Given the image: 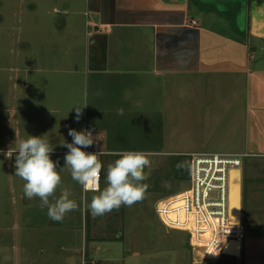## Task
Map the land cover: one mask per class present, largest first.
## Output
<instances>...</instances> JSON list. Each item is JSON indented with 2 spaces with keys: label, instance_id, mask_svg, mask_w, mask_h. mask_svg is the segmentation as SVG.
<instances>
[{
  "label": "crops",
  "instance_id": "1",
  "mask_svg": "<svg viewBox=\"0 0 264 264\" xmlns=\"http://www.w3.org/2000/svg\"><path fill=\"white\" fill-rule=\"evenodd\" d=\"M31 1L30 8H51ZM215 1L195 0V8L190 0L51 2L54 17L27 18V33L35 35L27 38V73L40 74L27 76V89L40 85L39 103L68 123L40 134L60 167L68 129L93 130L105 153L101 190L108 165L124 150L164 154L152 165L167 166L177 179L184 178L177 167L183 156L249 154L241 168L244 234L224 256L230 264H264V0ZM229 12L231 23L224 20ZM85 104L77 121L74 107ZM60 174L56 196L68 189L78 210L55 222L39 198H27V224L16 227V214L3 209L0 264H219L224 257H196L188 233L169 229L158 215L163 227H140L144 216L138 221L124 206L93 217L88 204L98 193L85 191L66 168ZM238 176L234 170L232 190ZM231 220L238 223L234 212ZM172 231L187 238L176 241Z\"/></svg>",
  "mask_w": 264,
  "mask_h": 264
},
{
  "label": "rangeland",
  "instance_id": "2",
  "mask_svg": "<svg viewBox=\"0 0 264 264\" xmlns=\"http://www.w3.org/2000/svg\"><path fill=\"white\" fill-rule=\"evenodd\" d=\"M43 1H49L45 5H50L51 8H30L31 0H3V2L0 0V150L3 151L0 153V212L7 209L6 211L10 214L15 213L16 227H24L27 224V198L23 192L25 182L15 175L12 164L15 156L12 154L10 158L7 153H14L19 141L26 139L28 135L40 136L60 122L68 125L66 121L58 120L57 117L54 118V113L50 114L45 101L44 105L39 103L40 85H36V87L29 85L27 89V76L30 80H34L38 79L40 75L39 73H27V38L30 39L35 36L27 33V18L31 16L43 18L46 16V11L51 13V17L56 15L53 11V3H51L56 0ZM194 1L190 0L193 8H195ZM208 1H211V4H218L215 0ZM228 4L229 7H227L232 9L233 4L230 2ZM234 15V12H229L224 20L226 21V18L229 17L227 22L231 23ZM65 108H71V106L65 105ZM63 114L65 115L64 112ZM40 117H44V119ZM64 156L65 154L61 155L63 159ZM148 156L150 159L156 158L158 163H162V160L165 159L164 154ZM182 158L184 159L182 160L184 178H174L173 170L169 173L167 166L155 168L156 165H152L151 168L145 169L146 173L150 174L149 178L143 182L149 185L146 199L131 207L124 206L127 211L135 215L136 220L141 221L142 215L144 216L147 224L140 227H163L158 224L159 220L155 212L156 203L166 194L182 192L188 188L189 158L188 156ZM1 215L3 214L0 213V224H2L1 220L4 219ZM251 230L253 227H247L248 233ZM153 235L155 236L154 240L158 239L156 233ZM171 236H174L176 241L181 237L187 238L185 233L177 231H172ZM247 240L248 237L244 240V245H246ZM244 253L246 255L245 251ZM229 259V257L224 256L218 263L230 264ZM170 261L169 259L168 263Z\"/></svg>",
  "mask_w": 264,
  "mask_h": 264
},
{
  "label": "clouds",
  "instance_id": "3",
  "mask_svg": "<svg viewBox=\"0 0 264 264\" xmlns=\"http://www.w3.org/2000/svg\"><path fill=\"white\" fill-rule=\"evenodd\" d=\"M83 106L75 108L76 120L79 121ZM122 108L117 115H123ZM71 142L63 141L60 145L67 149L64 165L53 160L54 147L45 135H28L21 139L15 149V175L25 183L24 196L29 200L39 198L40 207L47 209V216L55 222H62L65 216L78 210V203L71 198V192L64 189L57 197V189L62 184L61 172L66 168L71 178L85 191L98 193L92 196L88 209L93 217L106 215L121 206L131 207L146 199L149 185L143 183L149 178L145 169L151 168L152 161L148 154L139 150H124L119 158L110 163L106 170V187L100 188V175L103 165L99 160V151L89 152L84 149L94 144L93 130L77 131L68 129ZM10 154V158L12 157ZM181 167V165H177ZM167 183V182H166Z\"/></svg>",
  "mask_w": 264,
  "mask_h": 264
},
{
  "label": "built area",
  "instance_id": "4",
  "mask_svg": "<svg viewBox=\"0 0 264 264\" xmlns=\"http://www.w3.org/2000/svg\"><path fill=\"white\" fill-rule=\"evenodd\" d=\"M84 150L99 151L100 161L105 154L97 142ZM13 154L16 155L15 152ZM187 156L188 188L160 199L156 203V213L169 229L188 233L196 257L215 262L227 255L225 249L232 241L241 242L243 238L242 224L232 223L231 220L229 189L232 171L241 170L244 159L250 155L211 152ZM101 179L102 173L100 188Z\"/></svg>",
  "mask_w": 264,
  "mask_h": 264
},
{
  "label": "water",
  "instance_id": "5",
  "mask_svg": "<svg viewBox=\"0 0 264 264\" xmlns=\"http://www.w3.org/2000/svg\"><path fill=\"white\" fill-rule=\"evenodd\" d=\"M236 171L239 172V176L236 183L233 186V190H232V173L230 178L229 209H230V214L234 212L239 218L238 223L236 224H242V183H241L242 174H241V170H236Z\"/></svg>",
  "mask_w": 264,
  "mask_h": 264
},
{
  "label": "trees",
  "instance_id": "6",
  "mask_svg": "<svg viewBox=\"0 0 264 264\" xmlns=\"http://www.w3.org/2000/svg\"><path fill=\"white\" fill-rule=\"evenodd\" d=\"M183 167H184V164H182V166L180 167V170L181 171L183 170ZM184 177H185V175H184Z\"/></svg>",
  "mask_w": 264,
  "mask_h": 264
}]
</instances>
